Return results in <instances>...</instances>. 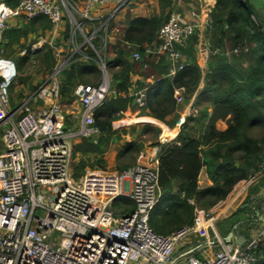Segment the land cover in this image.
Returning a JSON list of instances; mask_svg holds the SVG:
<instances>
[{
    "label": "built area",
    "instance_id": "2783aa9c",
    "mask_svg": "<svg viewBox=\"0 0 264 264\" xmlns=\"http://www.w3.org/2000/svg\"><path fill=\"white\" fill-rule=\"evenodd\" d=\"M12 7L0 1V264H255L256 253L264 238V218L259 230L237 245L217 240L219 249L208 252L214 242L204 241L177 257L187 239L214 229L216 218L211 213H197L191 226L170 235L156 234L149 226V216L159 198L158 157L139 154L132 169L122 173L86 171L78 179L72 177L71 141L94 134L93 112L115 94L100 52L107 41L93 45L97 31L87 37L85 26L99 28L107 38V26L131 0H83L82 11L63 10L57 0H15ZM109 12L103 16L101 9ZM76 14L81 22L76 20ZM42 16L51 28L61 24L69 27L71 45L82 37L96 59L76 48L69 58L53 68L49 79L37 86L13 111L9 110V88L17 78L14 62L7 56L4 33L15 27L21 18L29 21ZM65 19V22H64ZM207 23L194 9H187L182 18L170 15L160 27L156 42L142 48L144 56H164L168 75L185 67L178 51L191 37L203 33ZM205 30V29H204ZM52 42V41H51ZM46 38L19 52L20 57L32 55L44 46L52 47ZM83 44V45H84ZM130 61L138 63V47L122 42ZM197 46L196 57L202 53ZM208 56L207 48L204 49ZM240 47L225 51L226 57L237 55ZM77 54L78 58L70 60ZM76 56V55H75ZM80 60L94 61L100 72L96 85H77L74 96L82 108L76 130H64L58 100L59 76L68 64ZM143 109L146 90L136 89L130 95ZM17 116V119L15 117ZM0 145V146H1ZM159 147V146H158ZM160 148V147H159ZM264 174V168L244 183L252 184ZM128 200L134 209L122 213L113 209L115 201ZM122 207V205H121Z\"/></svg>",
    "mask_w": 264,
    "mask_h": 264
},
{
    "label": "trees",
    "instance_id": "16d2710c",
    "mask_svg": "<svg viewBox=\"0 0 264 264\" xmlns=\"http://www.w3.org/2000/svg\"><path fill=\"white\" fill-rule=\"evenodd\" d=\"M157 1L159 16H125L127 24L120 43L114 48V56L105 60L111 91L115 95L92 114L93 127L101 138L97 144L83 137L71 141V170L72 177L78 179L84 174L89 162V168L93 170L103 168L106 151L103 144H107L108 139L119 133L112 125L122 120L126 113L132 116L140 111L129 95V78L134 72V62L130 61L122 42L137 46L141 54L139 65L142 68L157 69L153 84H137V90H146L147 98L142 110L147 111L152 124H144L138 128L139 140L133 136L132 141L120 146L116 155V171L122 173L132 169L141 152L143 138L152 137L153 145L160 147L159 198L150 212L149 226L156 234L170 235L183 227L191 226L197 213H208L211 208L224 201L237 184L249 180L260 171L261 166L264 168V18L261 15L264 9L254 12L251 0H244L260 23V30L249 18L240 0H214V6L208 14L209 26L206 28L211 56L204 76H201L195 52L197 35L178 47L186 65L182 71L169 76V65L164 56L146 57L142 51L144 46L156 42L158 30L170 14L172 0ZM4 2L12 7L15 5L11 0ZM50 28L47 19L42 16L20 21L4 33L7 57L11 59L9 53L13 46L28 48L31 45L27 44L30 35ZM100 43L98 38L93 41L95 47ZM237 47H240L237 55H224L225 51ZM87 52L96 59L90 49ZM32 58L41 60L51 74L55 67V57L50 46H44L36 53L25 56V64ZM73 64L65 70V74L59 76L61 97L64 88L71 89L72 85L79 84L96 85L100 80V72L94 61H75ZM201 81L203 85L199 90ZM177 93H182L186 103L193 99L192 107L198 111L199 116L187 118L174 135L171 130L175 126L180 107ZM219 121L226 123L224 131L216 128ZM255 130L261 131L257 137L252 136ZM120 133L134 135L135 132L132 129L129 132L121 130ZM77 155L81 156L79 162L74 161ZM202 168H205L212 183L205 190L198 187V176ZM250 201L251 199L245 205ZM124 205L126 209L122 213L134 209V205L128 200ZM248 211V207L238 209L227 220L222 221L218 228H222L223 223L233 222L237 214H246ZM254 220L256 217L253 216L252 221ZM231 228L232 232L238 233L235 223H232ZM239 236L247 238L246 234L239 233ZM255 264H264V238L257 249Z\"/></svg>",
    "mask_w": 264,
    "mask_h": 264
},
{
    "label": "rangeland",
    "instance_id": "374dc122",
    "mask_svg": "<svg viewBox=\"0 0 264 264\" xmlns=\"http://www.w3.org/2000/svg\"><path fill=\"white\" fill-rule=\"evenodd\" d=\"M4 1V0H2ZM132 1H136L137 3H141L142 1H145L146 4H150L152 1H156V0H131ZM150 1V3H149ZM12 3L16 4L15 0H11ZM57 2L61 5V8L63 10V14H65L64 10L67 8L68 10H71V8H76L82 11V6H83V0H57ZM135 2V3H136ZM172 2H182V4L186 5L185 9H183L186 11L187 9H194L196 10L199 14H200V18L202 17V19H204V21H206L208 23V14L209 12L212 10L213 7V3H211L212 1L210 0V4H208L207 0H172ZM261 2V1H260ZM251 7L253 9L254 12L259 11V8H264V4L262 5L261 3L251 0ZM263 3V2H262ZM203 7V9H201L200 7ZM200 11V12H199ZM103 14V13H102ZM105 14V13H104ZM183 14V13H182ZM76 20L78 23L81 22V17L79 16V14H76ZM106 15V14H105ZM261 15L264 16V12L261 13ZM104 16V15H103ZM262 16V17H263ZM126 18V17H124ZM124 18H120V14H117L115 16L114 19L110 20V22L108 23L107 26V38L105 37L104 33H103V28H99V25H101L103 23V20H100L99 22L95 23V26H85L84 27V34L88 37L91 32L92 29H95L97 31L96 33V38L100 39L101 41H107V44L105 46V48L100 52V55L102 58H104L106 61H108L109 59H111L114 56V51H115V47L118 45V43H120L121 37H122V30H124V28L121 27V25H123V19ZM264 18V17H263ZM23 21V19H18V22ZM262 21V19H261ZM65 22V19H64ZM53 29V28H52ZM205 29V30H204ZM203 29V33L200 35V38L198 37V44L197 46H199L198 48L200 49V51L202 50V53L198 56V64L200 67V71H201V76L203 77L206 69L210 63V56H211V50L208 46V39H207V34H206V28L204 27ZM55 30V29H54ZM58 30V34H56V37L51 40L50 38L47 39L48 42L52 43V51L54 52V57H55V65L57 63H59L61 60H65L67 58H69L70 55L74 54L76 51L77 47H80L82 45V50H87L89 45L88 44H84V40L82 37L77 38V43L71 45L68 41V36H69V27L65 26V24H61L59 26V28H57ZM49 32L51 31H45V32H39L35 35H30L28 37L27 40V44L29 43V45L33 44L35 42V38H37L36 40H38L39 38H46V35L49 36L51 35ZM68 32V33H67ZM49 33V34H48ZM62 33V34H60ZM67 34V35H66ZM63 36V39H62ZM61 39V40H60ZM60 40V41H58ZM26 44V45H27ZM84 44V45H83ZM196 46V47H197ZM118 47V46H117ZM207 48V52H208V56L205 57V51L204 49ZM22 49L19 48L18 46H13L12 50L10 51L11 53V59L15 64L16 70H17V78L15 80V82H13L10 86V88H12L11 90H9V98H10V106H9V110L13 111L15 110L20 103L22 102V100L26 97L27 94H29L32 90H34L33 88L40 86L41 84H43L46 79L48 78V76L50 75L45 66L42 65L41 60H37V59H31L29 61L28 64H25L24 62V57H20L18 54ZM76 55V56H75ZM72 59L70 60V62L75 59L78 58V55L75 54ZM197 56V55H196ZM6 58H8L6 56ZM78 62H81L80 60H77ZM77 63V62H76ZM157 64V63H155ZM72 65H74L73 63H70L67 65L66 68L63 69V71L61 72V74H63L65 72V70L69 69ZM134 66V73L137 74H142L144 77H155L156 75V70H152L151 68H142L139 63H133ZM65 74V73H64ZM109 79L110 76L108 75ZM154 78H153V83H154ZM153 83H149L146 84L150 85ZM202 81L199 84V88H202ZM72 87H74L73 85L71 86V89L69 88H64V91L61 93L62 94V104H67V105H72L73 102V95H72ZM136 90V88H138V85L134 84L133 86ZM9 88V89H10ZM179 98H181L179 96ZM178 98V99H179ZM179 109L177 112V119L175 122V126L173 127L172 130H175V134H176V129L179 128L183 123H184V118H182V114L183 111L187 105L186 102H184L183 97L181 99H179ZM141 113V111H138ZM137 113V111H136ZM143 114V113H142ZM15 119H17V116L15 117ZM141 125V124H140ZM225 126H227L225 124ZM261 133L260 130H255L254 132H252V136L257 137L259 136ZM117 137L114 138L113 140V145H112V149H118L119 146L123 145L126 141L125 138H120L119 141L116 140ZM144 142L148 143V145H153V139L152 137L148 136V137H144L143 138ZM1 145V143H0ZM114 146V147H113ZM0 150H4L2 148V145L0 146ZM80 158L78 156H76V158L74 159V161L79 162ZM90 166V162L88 163L87 167L85 168L84 172L86 171H94L93 169L89 168ZM98 171H105L108 173H117L116 171H112V170H102V169H95ZM248 181V180H247ZM246 181H244L243 183H245ZM243 183L241 185H239L236 190H234L233 194L236 195V192L240 193L243 189H245V191L247 190L248 192V196L244 197L241 200L242 202L239 205V208H245L246 207V202L250 199L251 194L256 191H259L260 186H264V174H261V176L257 177L256 180L250 184L249 186H244ZM258 187V188H257ZM262 194H264V192H262ZM125 200L120 199L118 201L114 202L113 205V209L116 210L119 206H121L122 204H124ZM211 216L215 217L216 214H210ZM250 215V214H249ZM248 214H245L244 212L239 213L235 216V219L233 220V222H228L226 225V227L224 228V230L222 228H218L219 224L223 221V220H218L216 219L215 223H214V229H207L205 231H203L201 234L196 235L194 237H191L189 239H187L186 241H184V243L180 246V248L177 251V257L179 255H181L184 252H187L188 250H190L191 248H196L198 246H200V244L204 241H208V242H214L212 245H209L208 247L205 248V250H207L208 252H216L219 249V244L217 243V240H220L223 242L224 237L226 236V233L231 231V225L232 223H235L236 227L238 228L239 233L241 234H247V238L254 235L260 228V223L257 220L252 221V217L250 218ZM218 218V217H217ZM251 219V221H249ZM227 220V219H226ZM248 232V233H247ZM251 234V235H250Z\"/></svg>",
    "mask_w": 264,
    "mask_h": 264
},
{
    "label": "crops",
    "instance_id": "0c3cea01",
    "mask_svg": "<svg viewBox=\"0 0 264 264\" xmlns=\"http://www.w3.org/2000/svg\"><path fill=\"white\" fill-rule=\"evenodd\" d=\"M207 1H208V4H210V0H207ZM211 1H212L211 3H213V6H214V0H211ZM135 2L134 1L129 2L128 5H126V7L119 12L120 18L121 17L124 18L127 14L130 15L131 18H139V17L148 18V17L154 16V15L159 16L160 10H159V5H158V1L157 0L156 1H152L151 3L149 1L150 4H146L145 1H142L141 3H137V2L135 3ZM259 3H261L263 5L264 4V0H261V2H259ZM185 6L186 5L182 4V2H177V3L176 2L175 3L172 2L171 8L169 10V13H170L169 16L170 15H175L177 18L181 19L182 16H183L182 13L185 12V10L183 12V9L186 8ZM200 8L203 9L202 6ZM259 9H260V11H263L264 8L260 7ZM108 12H109V10L106 9V8L99 10V13L100 14L103 13V15L107 14ZM19 19H21V18H19ZM122 22H123V25H121V27L125 29L126 28V24H127L126 21H125V18L123 19ZM18 23L19 22L17 20L15 25H17ZM48 31H51V32H49L51 35H49V36L46 35V39L50 38L51 40H53L56 37V34H58L57 33L58 32L57 29L54 30V29L50 28ZM60 34H62V33H60ZM62 39H63V36H62ZM60 40H58V41H60ZM53 55H55L54 52H53ZM49 77H50V75L48 76L47 80L49 79ZM153 78L154 77H152V76L144 77L142 74H137V73H134V72L131 73L130 78H129V81H130V88L128 90L129 91V95H132V93L135 90V89H133L134 88L133 87L134 84L137 85L139 83V84L146 85V84H149V83H153ZM76 86L77 85H75L73 87V89H72V95H73V99H74L73 102H72V105L71 104L70 105H67V104L63 105L62 101H61L62 100L61 96H60V98L58 100V105H59L60 111H61V117L63 119V129L66 130V131L67 130H76L79 127V124H80V116H81L82 108L79 106V104L77 103L76 97L74 96V89L76 88ZM199 90H200V88H199ZM179 96L182 98L183 97L182 93H177V98H179ZM181 98H179V99H181ZM192 104H193V99H191L187 103V105H186V107H185V109L183 111V114H182L181 117L182 118L185 117L184 120H186L189 117H195L196 118V117L199 116L198 111L193 109ZM139 110L141 111V113L138 114V111H137V114L132 115V116H130L129 114L126 113L124 115L125 118L123 116L122 120H119V121L115 122L112 125L113 129L116 130L119 133H117V135H114L112 138L108 139L107 140V142H108L107 144L106 143H105V145L103 144V146L106 148V151H105L104 156H103V162L104 163L102 164V166H103V168H101L102 170L116 171V168H117L116 155H117V152H118L120 146H119V148L117 150L115 148L112 149V145L114 144L113 140H114L115 137H117L116 140H118V141H119L120 138H125L126 139L125 143H128V142L132 141L133 136H136L138 138V140H139L140 132H139L138 128L140 126H143L144 124H148V123L152 124V120L150 118H148V116H147V111L146 110H142V109H139ZM209 112H210V110H209ZM67 123L69 124L68 126H67ZM225 124H226L225 122L219 121V122L216 123V128L219 131H224L226 129V127H227V126H225ZM179 128L176 129V134H177ZM132 129H134V132H135L134 135H130L129 133H127L126 135H122L120 133L121 130H127L129 132ZM93 130H94V134L92 136H90L89 139L94 144H97V142L101 138V135L94 127H93ZM171 132L174 135H176L175 134V130H171ZM159 151H160V148L158 146L152 145V144L148 145V143L143 142L142 148H141V152L139 154H142L144 156V159L143 160L140 159L139 161L141 163H145L146 162L145 159L147 158L148 155H151V154H155V156L158 157ZM77 156L79 158L81 157L80 155H77ZM138 156H137L133 166L138 162ZM242 183L243 182H240L239 184H237L233 188L232 192L227 196V198L224 201L218 203L213 208H211L209 210V213L216 214L215 218L218 219V220H223V221L226 220L228 217H230L233 213H235L238 210L240 203L242 202L241 200L243 199V196L244 197L248 196V192H247V190L245 191V189H243L240 193L236 192V195L233 194L234 190H236V188L239 185H241ZM211 185H212V183L209 180V177H208V175L206 173L205 168H202L200 170V173H199V176H198V187H199V189L205 190V189H208ZM243 185H244V183H243ZM262 192H264V186H260L259 191L257 193L251 194L250 199L261 195ZM120 207L117 208V211L120 210V209H123V210L126 209L124 204H122L121 208ZM248 210L249 211L246 214H248V215L250 214L249 215L250 218L253 217L254 214H253V211L251 210V208H248ZM256 220L259 221V219L257 217H256ZM259 223H260V221H259ZM224 224L225 223L222 224V229L223 230L226 227V225H224ZM231 232L232 231L227 232L226 236L229 233H231ZM232 233H233V239H232V241H233L235 236H239V231H238V233H235V232H232Z\"/></svg>",
    "mask_w": 264,
    "mask_h": 264
},
{
    "label": "water",
    "instance_id": "95a60500",
    "mask_svg": "<svg viewBox=\"0 0 264 264\" xmlns=\"http://www.w3.org/2000/svg\"><path fill=\"white\" fill-rule=\"evenodd\" d=\"M240 3L244 6L249 18L255 23L256 27L261 30L262 28H261L260 23L254 17L252 11L245 5L244 0H240ZM251 200L253 201V203L250 206H248V204L246 206L248 208H251L254 216L257 217L259 219V221L261 222L264 218V194L256 196V197L252 198ZM232 239H233V233L231 232L223 239V241H224V243L229 244L232 242ZM245 241H246V239L244 237L239 236L235 240V243L237 245L241 246Z\"/></svg>",
    "mask_w": 264,
    "mask_h": 264
},
{
    "label": "flooded vegetation",
    "instance_id": "af4514ba",
    "mask_svg": "<svg viewBox=\"0 0 264 264\" xmlns=\"http://www.w3.org/2000/svg\"><path fill=\"white\" fill-rule=\"evenodd\" d=\"M253 203V201H250V203L248 204V206H250Z\"/></svg>",
    "mask_w": 264,
    "mask_h": 264
}]
</instances>
